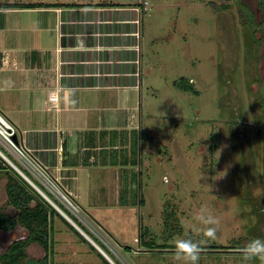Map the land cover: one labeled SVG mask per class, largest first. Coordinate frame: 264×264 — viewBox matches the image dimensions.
<instances>
[{"label":"rangeland","instance_id":"1","mask_svg":"<svg viewBox=\"0 0 264 264\" xmlns=\"http://www.w3.org/2000/svg\"><path fill=\"white\" fill-rule=\"evenodd\" d=\"M37 2L62 7L135 5L141 32L136 41L140 88L130 101L135 106L130 119L133 127L108 132L110 138L101 136L105 145L128 148L100 149L94 156L96 165L76 172L81 219L29 175L71 216L69 220L56 210L51 218L54 251H49L48 264H107L99 253L106 256L73 223L84 228L115 264H181L174 258L175 248H151L139 237L156 245H174L177 239L196 241L201 247L199 264H260L259 260L245 261L241 249L252 239H264V128L257 119L264 83L259 80L252 90L249 86L250 79L257 77L259 57L250 46L242 45L237 22H224L203 0H0L2 4ZM23 9L0 12V51L15 53L20 65H0V112L14 126L30 130L42 120L34 101L31 107L29 98H15L18 101H9L6 112L3 100L13 93L30 95L33 91L34 98L39 86L34 71L33 78L25 79L27 87L15 75L21 67L36 65L46 74L53 55L51 36L61 26H55L52 10ZM39 47L48 51L38 52ZM10 77L17 81L11 79L9 84ZM182 86L193 89L184 91ZM89 92L93 95L84 92L83 103L106 104L107 100L101 101L106 99H101V90ZM21 117L22 123L17 122ZM19 128L18 139L23 138ZM42 133H30L24 141L33 160L54 174L55 154L49 145L54 148L56 143L49 141L51 136L45 140ZM34 146L47 147L35 150ZM95 166L118 171L121 178L105 180L96 174ZM8 175L9 170H0V209L11 215L15 208L7 199ZM201 209L218 220L213 225L215 239L202 235L205 226L195 219ZM85 220L102 226L103 236L117 255L82 225ZM26 234L22 226L0 231V251ZM43 254L37 244L28 248V257Z\"/></svg>","mask_w":264,"mask_h":264},{"label":"crops","instance_id":"2","mask_svg":"<svg viewBox=\"0 0 264 264\" xmlns=\"http://www.w3.org/2000/svg\"><path fill=\"white\" fill-rule=\"evenodd\" d=\"M123 6L102 4L97 7H62L55 4L50 7H26L38 11L52 10L56 13L55 26L56 24L59 25L58 27L61 26V30L56 32L54 37L51 36L54 41L50 43L49 49L53 48V55L49 58V66L44 69L46 74H42V69L36 65L21 67V72L15 75L18 82L27 87L25 79L27 76L33 78L34 71V77L39 84L38 88H35L34 98L33 91L30 95L23 92L15 96L13 93V97L9 95V98L3 100L6 112L9 101L16 102L18 101L16 99L23 101L29 98L32 101L31 107L34 101V109L36 108L35 111H38L42 118L41 125L30 128L31 131L28 128L22 130L18 126L17 128L23 132L24 139V136L30 133L43 132L42 134L47 138L45 140L50 136L49 141L55 140V147L49 145V150L52 151V156L55 154L56 173L64 188L76 201L79 197L76 172L96 165L94 156L100 152V149L128 148V145L122 147L105 145L101 137L110 138L108 132L118 133L126 127H133L130 126V119L133 116L131 111L135 106H132L130 101L133 92L140 88L138 78L141 60L136 42L141 37V32L137 28L138 7ZM7 10L24 9L0 7V12ZM85 12L89 14L84 15ZM112 12H115V15ZM41 49H44V52L48 51L46 47H39L38 52ZM4 50L0 53V65L3 67L11 65L13 68L20 66L16 61L15 53H9L8 49ZM11 79L16 80L10 77L9 84ZM55 90H58V101L57 108L54 109L48 94ZM89 90H101L103 92L101 99L106 98L101 101L107 100L106 104L99 103L98 100H91L88 104L83 103L84 92L93 95ZM48 111H50L49 116L46 113ZM16 121L22 123L23 117ZM79 137H82L83 141ZM40 138L38 136L37 139ZM46 147L33 148L45 150ZM63 161L68 162L63 163ZM95 168H97L96 174L105 180L113 178L117 181L118 177L121 178L122 173L119 175L118 171L98 169L97 166Z\"/></svg>","mask_w":264,"mask_h":264},{"label":"trees","instance_id":"3","mask_svg":"<svg viewBox=\"0 0 264 264\" xmlns=\"http://www.w3.org/2000/svg\"><path fill=\"white\" fill-rule=\"evenodd\" d=\"M54 5L55 4L40 2L26 5L22 3H0V7L4 8H35ZM182 83L184 82L182 81ZM181 89L184 91H192L193 88L190 86H182ZM63 163H66V161H63ZM2 169L9 170L8 183L6 185L7 199L11 206L18 209V212L16 215L10 216L0 210V229L8 231L20 225L27 230V236L24 239L14 241L5 253L0 256V261L2 264H48L49 251L50 253L53 252V238H51L53 228L51 218L57 214V211L13 167L0 157V170ZM33 200L35 201V205L31 206L30 203ZM139 201L142 202V199ZM139 238L141 243L151 248H174V245L165 243L156 245L151 239H146L144 241L142 237ZM31 242L40 245L45 250V255L41 258L27 257L25 248ZM126 247L129 248V246ZM99 254L107 264H111L101 253Z\"/></svg>","mask_w":264,"mask_h":264},{"label":"built area","instance_id":"4","mask_svg":"<svg viewBox=\"0 0 264 264\" xmlns=\"http://www.w3.org/2000/svg\"><path fill=\"white\" fill-rule=\"evenodd\" d=\"M146 4V1L143 2ZM58 90L51 91L48 98L53 102V108H57ZM17 127L14 126L8 119H6L0 112V157L9 163L31 186H33L56 210L66 218L71 216L66 212L42 189L33 179L38 181L42 186L53 195L57 201L61 202L67 210L78 220L82 217V208L72 196V194L64 188L58 173L52 174L47 166L43 165L41 161L33 160L30 156L31 149L25 144L24 138H19ZM33 177V179L30 176ZM85 211V210H84ZM70 220V219H69ZM82 225L90 231L103 245L109 248L113 253L116 251L111 247V242L105 238L102 226L97 222H89L87 220L81 222ZM73 225L87 237L92 244L98 248L112 263L111 257L91 238L87 231L77 224ZM103 231V232H102ZM104 233V234H103ZM117 250V248H115ZM118 251V250H117ZM119 252V251H118ZM115 264V263H114Z\"/></svg>","mask_w":264,"mask_h":264},{"label":"flooded vegetation","instance_id":"5","mask_svg":"<svg viewBox=\"0 0 264 264\" xmlns=\"http://www.w3.org/2000/svg\"><path fill=\"white\" fill-rule=\"evenodd\" d=\"M202 3L205 4L206 6H209L211 11L214 12L218 17L223 19L224 22L226 20L234 24L235 22H237L236 24L237 32L239 31L237 36L241 40L242 45L246 44L250 46L249 48L255 50L256 54L259 57L257 62V69H256L257 77H252V79H250L249 86L251 87L252 90L254 89L253 87L254 83H257L259 80L264 83V0H203ZM245 51L247 52L250 50H246L244 48V52ZM257 102L259 105L257 119L261 127L264 128V95L262 96L258 95ZM0 210L1 212L5 213L2 209ZM17 212L18 209H15V212L13 214L11 215L8 214V215L13 216L16 215ZM18 226L20 225H17L16 227ZM12 230L5 231L0 229L1 232H11ZM26 236L27 234L25 235V237ZM17 240H21V239L17 238L10 241L9 244L6 246V248L0 251V256L5 253V251L14 241ZM32 244L33 242H31L26 246L25 248L26 254L28 252L29 246ZM44 255H45V250L43 256ZM0 264H2L1 261Z\"/></svg>","mask_w":264,"mask_h":264},{"label":"clouds","instance_id":"6","mask_svg":"<svg viewBox=\"0 0 264 264\" xmlns=\"http://www.w3.org/2000/svg\"><path fill=\"white\" fill-rule=\"evenodd\" d=\"M195 219L205 226L201 230L203 237L216 238L217 229L213 225L218 224V220L214 216L208 214L205 209H201ZM174 248L176 261L181 262V264H199L201 247L198 242L191 239H177L174 242ZM241 252L245 261L259 260L260 264H264V239L255 238L248 241Z\"/></svg>","mask_w":264,"mask_h":264},{"label":"water","instance_id":"7","mask_svg":"<svg viewBox=\"0 0 264 264\" xmlns=\"http://www.w3.org/2000/svg\"><path fill=\"white\" fill-rule=\"evenodd\" d=\"M106 259H108V258H106ZM108 261H109V259H108ZM109 262H110V261H109ZM111 264H114V263L111 262Z\"/></svg>","mask_w":264,"mask_h":264}]
</instances>
